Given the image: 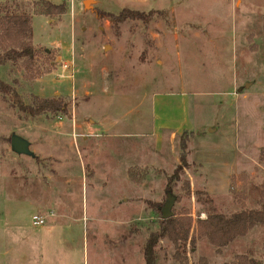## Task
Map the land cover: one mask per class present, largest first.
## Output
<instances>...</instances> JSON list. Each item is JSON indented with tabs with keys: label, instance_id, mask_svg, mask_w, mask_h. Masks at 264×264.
<instances>
[{
	"label": "rangeland",
	"instance_id": "rangeland-1",
	"mask_svg": "<svg viewBox=\"0 0 264 264\" xmlns=\"http://www.w3.org/2000/svg\"><path fill=\"white\" fill-rule=\"evenodd\" d=\"M37 1L0 0V15L31 17L33 49L0 63V264H144L170 200L194 232L212 211L258 207L264 0H48L63 9L49 15ZM35 99L65 110L33 115ZM262 239L256 225L218 253L196 238L178 260L164 238L155 262L260 258Z\"/></svg>",
	"mask_w": 264,
	"mask_h": 264
},
{
	"label": "trees",
	"instance_id": "trees-1",
	"mask_svg": "<svg viewBox=\"0 0 264 264\" xmlns=\"http://www.w3.org/2000/svg\"><path fill=\"white\" fill-rule=\"evenodd\" d=\"M58 8L48 0H38L35 12L43 15H49L54 12L61 13L63 9L61 11ZM125 16H129L131 19L141 17L136 12L128 13ZM125 16L120 13L119 15H110V19L119 21ZM30 18L26 13L8 12L0 15V42L4 45L15 46H10L4 50L0 63L5 59L16 60L24 56L27 58L24 61L25 63H28L32 59L33 49L30 43L32 36ZM16 47L19 49H16ZM7 90L8 87L0 86V92L5 93ZM33 105L35 108L30 109L33 115L45 109L65 110L60 101L56 100L35 99ZM176 172L177 170L174 172V175H176ZM170 180L171 177L165 189L167 194H171L169 187ZM256 189L259 196L257 208L241 209L229 215L212 211L211 213H207L205 218H198L195 221V232L193 231V222L187 214L162 219L159 230L151 233L144 244V264H156L154 248L160 239L167 238L173 244L175 248L174 256L180 260L182 257L179 251H183L187 244L194 246L196 238H206L215 247L216 252L220 253L222 247L244 236L256 225H260L263 228L261 257L255 258L247 253L239 254L232 261L221 264H262L264 261V182Z\"/></svg>",
	"mask_w": 264,
	"mask_h": 264
},
{
	"label": "water",
	"instance_id": "water-1",
	"mask_svg": "<svg viewBox=\"0 0 264 264\" xmlns=\"http://www.w3.org/2000/svg\"><path fill=\"white\" fill-rule=\"evenodd\" d=\"M10 146L18 154H27L30 155V151L28 149V142L21 138L18 135H12L10 137ZM172 205V200H170L166 207L162 209V219H166L171 216V213L168 211L169 207Z\"/></svg>",
	"mask_w": 264,
	"mask_h": 264
},
{
	"label": "built area",
	"instance_id": "built-area-1",
	"mask_svg": "<svg viewBox=\"0 0 264 264\" xmlns=\"http://www.w3.org/2000/svg\"><path fill=\"white\" fill-rule=\"evenodd\" d=\"M31 224L33 226H40L45 224V218L41 215L34 214L31 217Z\"/></svg>",
	"mask_w": 264,
	"mask_h": 264
},
{
	"label": "crops",
	"instance_id": "crops-1",
	"mask_svg": "<svg viewBox=\"0 0 264 264\" xmlns=\"http://www.w3.org/2000/svg\"><path fill=\"white\" fill-rule=\"evenodd\" d=\"M162 125H163V126H162ZM162 125H161L162 127L159 126V129H162V128H163V129H164V128H172V129H173V128H174V127H172L171 125H167V124H163V123H162ZM177 125H182V126H183L184 123H182V124H181V123H180V124L177 123V124H176V127H177ZM184 126H185V125H184ZM185 128H186V126H185ZM174 129H175V128H174Z\"/></svg>",
	"mask_w": 264,
	"mask_h": 264
}]
</instances>
